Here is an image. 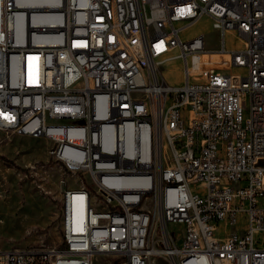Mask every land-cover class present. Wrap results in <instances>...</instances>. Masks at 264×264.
I'll use <instances>...</instances> for the list:
<instances>
[{
  "label": "built area",
  "instance_id": "built-area-1",
  "mask_svg": "<svg viewBox=\"0 0 264 264\" xmlns=\"http://www.w3.org/2000/svg\"><path fill=\"white\" fill-rule=\"evenodd\" d=\"M0 130L61 172L60 243L0 264H264V0H0Z\"/></svg>",
  "mask_w": 264,
  "mask_h": 264
},
{
  "label": "rangeland",
  "instance_id": "rangeland-1",
  "mask_svg": "<svg viewBox=\"0 0 264 264\" xmlns=\"http://www.w3.org/2000/svg\"><path fill=\"white\" fill-rule=\"evenodd\" d=\"M183 39L203 34L206 47H218L217 31L211 19L204 15L181 31ZM241 45L239 35L225 32V47ZM162 74L171 85L183 82L182 61L172 59L165 63ZM51 141L44 136L20 135L0 130V249L45 247L57 245L61 240V191L58 187L60 168L52 163L48 154ZM178 224L168 229L177 233ZM218 228L217 234L222 233ZM93 264H107L96 257ZM152 264H169L156 258Z\"/></svg>",
  "mask_w": 264,
  "mask_h": 264
},
{
  "label": "bare ground",
  "instance_id": "bare-ground-1",
  "mask_svg": "<svg viewBox=\"0 0 264 264\" xmlns=\"http://www.w3.org/2000/svg\"><path fill=\"white\" fill-rule=\"evenodd\" d=\"M0 202H1V200H0Z\"/></svg>",
  "mask_w": 264,
  "mask_h": 264
},
{
  "label": "water",
  "instance_id": "water-1",
  "mask_svg": "<svg viewBox=\"0 0 264 264\" xmlns=\"http://www.w3.org/2000/svg\"><path fill=\"white\" fill-rule=\"evenodd\" d=\"M115 264H117V263H115Z\"/></svg>",
  "mask_w": 264,
  "mask_h": 264
}]
</instances>
